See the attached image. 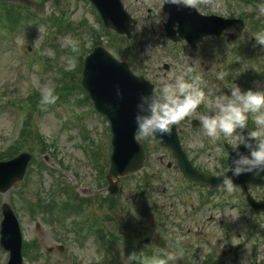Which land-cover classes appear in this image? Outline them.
Masks as SVG:
<instances>
[{"label": "rangeland", "instance_id": "1", "mask_svg": "<svg viewBox=\"0 0 264 264\" xmlns=\"http://www.w3.org/2000/svg\"><path fill=\"white\" fill-rule=\"evenodd\" d=\"M121 1L137 21L129 41L105 30L86 0H28L26 7L18 3L21 6L13 9L21 13L24 8L26 15L10 30L5 25L3 12L8 14L12 5L0 0V9L4 10L0 11V156L5 158L0 161L23 151L33 154L22 182L0 193V206L7 202L19 220L22 253L28 255H24L22 264H129L127 252L136 250L137 244L131 235L121 234L116 227L118 222L122 224V218H133L132 225H139L136 227L143 228L154 238L165 234L163 224L167 225L170 203L173 213H177L175 209L184 212L190 203L195 204L193 200L189 203L181 200L180 188L184 183L172 166L174 161L169 153L152 138H139L136 134L146 149L145 170L151 177L146 183L141 173L118 180V192L110 197L119 202L118 209L123 213L109 207L100 210L97 206V200L109 197L105 192V175L111 137L106 120L93 111L79 82L82 59L96 44L125 62L136 75L142 74L154 82L156 90L162 81L174 82L180 76L187 80L192 75V71H188L192 62L196 72L202 74L199 86L206 97L205 104L192 115L204 110L207 102L220 92L228 93L231 84L217 79L223 59L227 65L225 71L235 64L242 90H264V46L255 43L252 36L257 32L251 25L252 20L247 19L251 14L255 20L262 19L261 30H264V16H259L256 3L251 0L252 3L248 0H185L204 15L246 19L230 29L236 35L230 43L225 38H207L204 44L191 51L186 44L173 45L165 38L162 22L166 14L161 11V0ZM253 1L258 3V0ZM69 41L78 42L75 52ZM49 50L55 55H49ZM69 55L77 58V67L72 71L65 70L62 59ZM164 63L169 65V70L162 68ZM46 87L54 89L57 96L54 104L40 103ZM186 119L188 122L189 117ZM247 126L252 131L256 128L251 118ZM22 127L24 133H21ZM180 134L197 166L211 171L222 169L221 159L226 158L218 142L223 140L235 146L240 140L236 133L231 137L220 135L211 139L203 134L202 128L191 130L189 123L183 126ZM168 162L172 167L166 169ZM83 198H90V201ZM236 200L239 204L238 195ZM77 204L85 207L79 216ZM240 209L238 207L236 218L240 223L238 232L243 235L247 225L241 221ZM71 210L76 214H66ZM186 213L187 226L192 225L193 219H202L206 214L191 216ZM91 215L94 219V216H98L97 219L103 215L109 217L111 228L108 227V232L112 243L109 247L94 239V235L82 238L76 233L78 219ZM179 216L171 215L170 219L175 221ZM258 223L261 226L264 219ZM99 225L102 223L97 220ZM257 244L256 247L252 244L242 246L238 253L214 257L220 260L218 264H264V243L261 240ZM59 246H62L61 251L57 249ZM204 252L205 256L210 254L209 249ZM137 253L134 264H143V252ZM153 256L158 254L153 253ZM7 258L8 254L0 249V264H5Z\"/></svg>", "mask_w": 264, "mask_h": 264}, {"label": "water", "instance_id": "2", "mask_svg": "<svg viewBox=\"0 0 264 264\" xmlns=\"http://www.w3.org/2000/svg\"><path fill=\"white\" fill-rule=\"evenodd\" d=\"M18 1L24 5L27 0ZM162 5V11L167 14L164 31L166 37L174 42L184 41L191 48L196 43L207 36H218L223 30L234 25L237 20L225 19L215 15H202L194 7L182 1L181 6ZM95 7L99 14L102 25L110 29L116 35L131 37V32L135 29V19L126 12L120 0H88ZM175 27V28H174ZM232 37V36H230ZM81 73V87L93 104L94 110L103 115L110 126V146L109 167L106 175L108 183L107 192L113 195L118 191L117 180L137 172H142L143 180L148 178L147 172L143 169L145 161L143 147L136 140V126L133 117L136 113V105L141 95L154 92L152 84L144 77L136 76L127 64L116 60L105 48L96 45L83 59ZM197 125V122H192ZM247 138L246 130H237ZM163 148H168L171 156L176 160V166L183 176L199 184L208 185L211 188L221 184L220 176H207L196 171L188 162L180 144L179 137L172 127L171 134L160 138H153ZM245 153L243 145L234 147L226 146L228 166L234 156L233 150ZM31 154L22 152L18 156L8 161H0V193H5L15 182H19L24 177ZM223 175L231 176L228 170ZM264 173L253 178L251 174H242L233 179V184L239 186L243 193L248 190V185H263ZM114 180V181H113ZM255 213L264 211V201L255 202L249 195L246 196ZM2 219L0 223V248L7 252L8 259L5 264H22V234L19 222L13 209L4 202L0 207ZM159 247L167 250L160 242ZM59 249H62L59 247ZM50 250V249H49Z\"/></svg>", "mask_w": 264, "mask_h": 264}, {"label": "flooded vegetation", "instance_id": "3", "mask_svg": "<svg viewBox=\"0 0 264 264\" xmlns=\"http://www.w3.org/2000/svg\"><path fill=\"white\" fill-rule=\"evenodd\" d=\"M239 24V23H238ZM237 27V25L232 26L218 36V38H225V41L227 43H230V41H233L236 39V35L230 31V29ZM232 33L233 37H228V34ZM213 38V37H209ZM215 38V39H218ZM206 40V39H205ZM204 40V41H205ZM252 41V40H251ZM182 44H186L183 43ZM204 44V42L202 43ZM198 44L196 45L195 48H190L188 44L187 47L191 51H195L197 46L202 45ZM240 56V55H239ZM238 56V57H239ZM237 57V58H238ZM224 60V59H223ZM222 60L221 64L219 67L220 71H225V68L227 65H224V61ZM169 70V65L166 64ZM203 63L200 62V66H202ZM190 66H193L194 70L192 71V75L187 78V80L191 81L193 78L196 76H202L198 71L196 72L195 66L193 63H190ZM233 68L229 69L227 67V70L229 72V76L225 79L222 80L227 84H231V82H235L236 84H240L242 81L240 77L236 76L235 72V64H231ZM155 87L157 88L156 84L153 82L152 83ZM227 94V93H226ZM188 118V117H186ZM184 119L176 124V131L179 134L180 137V144L182 146V149L188 157L189 162L192 164V166L198 170L199 172H203L206 175H219L224 173V171L228 168L226 158L223 162L221 159L220 165L223 166L222 169L219 171H211L208 169H205V167H200L197 166L196 161L191 154H189L190 150L186 149L184 147L183 142H182V134H180L183 126L187 125L189 123L190 127L192 126L191 121L193 119H198V114L191 115L189 116L188 122L187 119ZM199 128H194V129H200ZM191 127V130H194ZM248 129L252 132V130L248 127ZM237 135V134H236ZM240 136V135H239ZM241 139V136H240ZM223 140H221L219 143L222 147L223 152L226 155L225 150L223 149L224 144ZM167 152L170 155V152L167 150ZM227 156V155H226ZM173 160V158L171 157ZM174 161V160H173ZM173 167L176 168V163L174 161ZM171 163L168 162L165 167L166 169H169L172 167ZM177 169V168H176ZM180 178L183 180L182 182L184 185L180 188V198L181 200H184L186 203L189 201H195V204L190 203L189 208L185 209L184 212H179L178 210L175 209L177 213H173V204L170 203L168 205V220H167V225L163 224V226L166 227L165 229V234L163 236L155 235L154 238L149 236L148 233H145L144 229L141 227H136L139 225H132L134 220L133 218H129L127 220L123 219L121 220L120 224L119 222L117 223L116 227L121 231V234L124 235L128 234L131 235L135 240V243L137 244L136 250H128V254H133L136 253L137 256L139 255V252H143L144 256L143 257H149L153 256V253L158 254L157 257H163L166 253L168 252H177L180 249H183L184 255L182 258L176 260V264H218L220 261L215 255H227L232 254V253H238L239 249L242 248V246L250 245L252 244L254 247H256L257 242L264 243V224L260 226L258 223L260 219H264V213H260V215H255L254 210H252V207L246 203L245 196L242 194L240 188H235V190L231 193L228 194L225 189L223 188L222 185H219L218 187H214V189L210 188L207 185H201L198 183H195L193 181H189L184 178L183 174L177 169ZM248 192L250 195L256 199L257 201L259 200H264V185L259 186V187H249ZM259 192V195L257 194ZM163 193L165 191L163 190ZM169 195H172V193H169ZM167 195V196H169ZM238 195L239 199V206L241 210H239L241 216V221L246 222V231L243 232V235L238 232V225L240 224L237 222L238 217V208H237V200L236 196ZM172 197V196H171ZM97 198V196H96ZM88 199V200H87ZM85 201H90L89 198H83ZM84 201V202H85ZM99 204L97 206L100 207V210L102 209H107L108 207L113 209L112 211L115 212V210H119L120 213H123V211L118 209L119 202H114L112 197L106 196V198H102L100 200H97ZM87 203V202H85ZM121 207V206H120ZM85 207L83 205H78L77 204V210H78V216L82 215L81 210L84 209ZM140 210V209H139ZM186 211L191 215H199L200 213H206L202 219H193L192 225L187 226L185 223L186 219L188 217ZM113 214H120L118 212ZM73 214H76L75 212ZM141 214V213H139ZM179 217H175V219H178V222L176 220L174 221L171 218V215H176ZM91 216H85L84 218L78 219V223L76 224V232L80 234V232H88L91 235L95 233H99L98 239L103 240V243H107V247L110 246L111 244V236L109 228V217L103 215V217L100 219L96 216H94L97 220H99L102 225L97 226V220L94 219ZM184 226V228H183ZM109 227V228H108ZM184 229V232H183ZM214 230L213 232H211ZM209 232V233H208ZM162 243L165 248H167V251H164L162 248L158 246L159 243ZM102 243V244H103ZM104 245V244H103ZM106 247V249H107ZM105 249V250H106ZM141 249H148V251H143ZM209 249L210 254L205 256V252L203 253V250ZM108 250H106V253ZM201 253V255H199ZM199 257H202L201 260H199Z\"/></svg>", "mask_w": 264, "mask_h": 264}, {"label": "clouds", "instance_id": "4", "mask_svg": "<svg viewBox=\"0 0 264 264\" xmlns=\"http://www.w3.org/2000/svg\"><path fill=\"white\" fill-rule=\"evenodd\" d=\"M165 3L181 6L182 0H164ZM259 16H264V0H258L256 5ZM256 44L264 46V30H260L253 36ZM73 52L77 50L78 42L69 41ZM49 55L55 53L49 50ZM66 71H72L77 67V58L69 55L62 57ZM189 66L188 71H193ZM229 76L228 71L217 73L218 80H225ZM200 77L196 76L191 81L183 76L177 77L174 82L162 81L159 89L141 95L136 105V113L133 117L136 132L139 138H163L171 134L172 127L186 117L196 113V110L205 104L204 91L199 86ZM57 96L54 89L46 87L43 90L40 103L43 105L54 104ZM251 118L256 126L255 130L239 140L246 154L233 150L234 156L229 165V175H221V185L228 194L235 190L233 179L242 174H251L253 178L264 173V90H242L235 82H231L228 93L220 92L209 100L204 110L198 114L200 127L203 134L211 139L220 135L231 137L238 133V129L244 130ZM219 152V149H217ZM183 249L173 253L168 252L163 257H145L143 264H175L182 258ZM137 254L128 256L129 264H134Z\"/></svg>", "mask_w": 264, "mask_h": 264}, {"label": "trees", "instance_id": "5", "mask_svg": "<svg viewBox=\"0 0 264 264\" xmlns=\"http://www.w3.org/2000/svg\"><path fill=\"white\" fill-rule=\"evenodd\" d=\"M251 1L253 2V4L256 3V4H254V6L256 7L257 2H256V1H253V0H251ZM251 1L248 0L247 2L252 3ZM256 9H257V8H256ZM27 15H28V13H27ZM20 16H21V17H24V15H19V14L16 15V16L14 17V22H13L14 25L17 24V23L19 22V20H20ZM251 17H252V14H251V16L248 15V16H247V19H248V20H249V19H250V20L252 19V20L254 21V22H253V25L256 26V29H257V28H258L257 24L259 23L260 20H255V19H253V18H251ZM254 26H253V27H254ZM80 64H81V63H80ZM80 64H79V68H80ZM22 126H24V122H23ZM21 130H22L21 133H24L25 129L23 130V127H22ZM2 159H5V158H2V156H0V160H2ZM23 254H24V255H27L26 252L23 253ZM27 256H28V255H27Z\"/></svg>", "mask_w": 264, "mask_h": 264}]
</instances>
